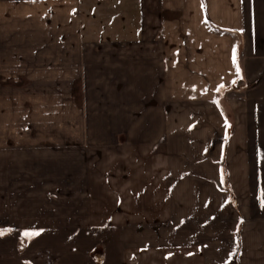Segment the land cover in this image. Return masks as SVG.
Here are the masks:
<instances>
[{
  "label": "crops",
  "instance_id": "obj_1",
  "mask_svg": "<svg viewBox=\"0 0 264 264\" xmlns=\"http://www.w3.org/2000/svg\"><path fill=\"white\" fill-rule=\"evenodd\" d=\"M0 264H264V0H0Z\"/></svg>",
  "mask_w": 264,
  "mask_h": 264
},
{
  "label": "trees",
  "instance_id": "obj_2",
  "mask_svg": "<svg viewBox=\"0 0 264 264\" xmlns=\"http://www.w3.org/2000/svg\"><path fill=\"white\" fill-rule=\"evenodd\" d=\"M224 32H227L226 30H223ZM243 47H242V44L239 42L238 44H237V56H236V60H237V63H238V65H239V69H241L242 70V65L240 64V59H241V57H242V55H243Z\"/></svg>",
  "mask_w": 264,
  "mask_h": 264
},
{
  "label": "snow or ice",
  "instance_id": "obj_3",
  "mask_svg": "<svg viewBox=\"0 0 264 264\" xmlns=\"http://www.w3.org/2000/svg\"><path fill=\"white\" fill-rule=\"evenodd\" d=\"M35 234H38V233H27V232L25 233L26 236H28V235H35Z\"/></svg>",
  "mask_w": 264,
  "mask_h": 264
}]
</instances>
